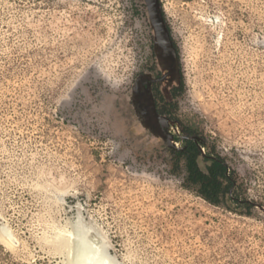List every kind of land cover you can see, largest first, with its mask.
Returning a JSON list of instances; mask_svg holds the SVG:
<instances>
[{"label":"rangeland","instance_id":"obj_1","mask_svg":"<svg viewBox=\"0 0 264 264\" xmlns=\"http://www.w3.org/2000/svg\"><path fill=\"white\" fill-rule=\"evenodd\" d=\"M158 2L179 81L154 103L230 179L203 197L137 114L138 77L164 74L143 0H0V264H63L79 212L118 264H264V0Z\"/></svg>","mask_w":264,"mask_h":264},{"label":"water","instance_id":"obj_2","mask_svg":"<svg viewBox=\"0 0 264 264\" xmlns=\"http://www.w3.org/2000/svg\"><path fill=\"white\" fill-rule=\"evenodd\" d=\"M146 4L147 15L150 26L154 35V47L158 63L160 64L163 76L158 80L168 78V84L178 83V59L176 51L168 28L164 22V18L160 9L158 0H143ZM152 78L147 74L140 75L135 85V103L134 106L141 122L146 127L152 128L165 142L167 146L174 150L181 151L180 148L174 145L173 136L169 133V125L174 123L168 117L159 114L156 111L152 91L150 85ZM197 141L196 137H191ZM200 158H198L197 163Z\"/></svg>","mask_w":264,"mask_h":264},{"label":"bare ground","instance_id":"obj_3","mask_svg":"<svg viewBox=\"0 0 264 264\" xmlns=\"http://www.w3.org/2000/svg\"><path fill=\"white\" fill-rule=\"evenodd\" d=\"M86 220L79 212L75 220H66L67 224L54 228L51 244L63 255V264H118L109 252L111 244L106 235L94 222ZM0 234L9 242L14 241L6 227L0 228Z\"/></svg>","mask_w":264,"mask_h":264},{"label":"trees","instance_id":"obj_4","mask_svg":"<svg viewBox=\"0 0 264 264\" xmlns=\"http://www.w3.org/2000/svg\"><path fill=\"white\" fill-rule=\"evenodd\" d=\"M186 156V168L188 171L187 177L194 183H199L201 187V195L211 202H216L214 195H217L220 191V182L218 176H222L225 179H230L225 174V167L219 161H214L213 165L208 168L207 173H203L197 163L196 157L199 152L197 145L191 141L187 147ZM185 152L175 150L176 155L185 154Z\"/></svg>","mask_w":264,"mask_h":264},{"label":"flooded vegetation","instance_id":"obj_5","mask_svg":"<svg viewBox=\"0 0 264 264\" xmlns=\"http://www.w3.org/2000/svg\"><path fill=\"white\" fill-rule=\"evenodd\" d=\"M148 76H149V78H152L153 80H152V83H151V85H150V88H151V91H152V94H153V97H154V99H155V101L157 100V90L155 89L157 86H158V84H159V80L158 79H160L161 77H162V75L160 74V73H158L157 74V76H151V75H149V74H147ZM155 105H156V111L159 113V114H161V115H164L163 114V112H162V109L158 106V104H157V102H155ZM165 116V115H164ZM192 140H190V139H186V142H187V147H188V145H189V142H191ZM214 161H219V162H221L222 163V165L225 167V169H226V164L222 161V160H220L219 158H213L212 160H211V163L207 166V168H210L212 165H213V162ZM227 175V174H226Z\"/></svg>","mask_w":264,"mask_h":264}]
</instances>
